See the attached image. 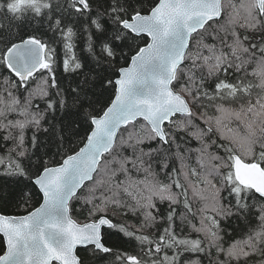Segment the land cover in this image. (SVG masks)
Returning <instances> with one entry per match:
<instances>
[{
	"label": "snow or ice",
	"instance_id": "1",
	"mask_svg": "<svg viewBox=\"0 0 264 264\" xmlns=\"http://www.w3.org/2000/svg\"><path fill=\"white\" fill-rule=\"evenodd\" d=\"M0 44V264H264V0H0Z\"/></svg>",
	"mask_w": 264,
	"mask_h": 264
},
{
	"label": "trees",
	"instance_id": "2",
	"mask_svg": "<svg viewBox=\"0 0 264 264\" xmlns=\"http://www.w3.org/2000/svg\"><path fill=\"white\" fill-rule=\"evenodd\" d=\"M225 3H227V0H224ZM238 2V0H237ZM153 3V0H145V8L147 9V7L149 5H151ZM32 29L28 28V31L30 32ZM45 39H47L45 37ZM18 42V41H17ZM141 46H143V43H141ZM3 48V45L0 44V49ZM124 61H121V64H123ZM0 73L7 75L8 73L6 72V70L0 68ZM38 75V74H37ZM99 107V106H98ZM30 135V133H29ZM39 154V153H38ZM59 159V158H57ZM41 202V196L36 197L31 204L29 205V207L27 209H17L14 207H0V213H4L7 215H16V216H20V215H25L27 214L29 211H32L34 208H36ZM78 207V203L77 202H73L70 204V216L73 220H75L77 223H84L86 222L85 216L80 215L77 211L76 208ZM222 226L225 227L227 230L231 231L233 229H235L236 231H233V237H237L239 235V228L243 227V225H239L238 226V222L235 219L230 220L227 224H225V222H221ZM232 237H229V239H231ZM129 252H131V248L127 249ZM4 253V244H3V240L0 237V255H2Z\"/></svg>",
	"mask_w": 264,
	"mask_h": 264
},
{
	"label": "water",
	"instance_id": "3",
	"mask_svg": "<svg viewBox=\"0 0 264 264\" xmlns=\"http://www.w3.org/2000/svg\"><path fill=\"white\" fill-rule=\"evenodd\" d=\"M42 202H43V200H42V196H41V202H40V203H42ZM39 205H40V204H39ZM39 205H38L37 207H39ZM37 207H36V208H37ZM34 209H35V208H34ZM34 209H33V210H34ZM27 214H28V213H27ZM27 214H25V215H27ZM69 215H70V214H69ZM0 237H1L2 240H3V236H2V234H0ZM3 244H4V240H3ZM5 250H6V245L4 244V251H5ZM3 254H4V253H3ZM3 254H2V255H3Z\"/></svg>",
	"mask_w": 264,
	"mask_h": 264
}]
</instances>
